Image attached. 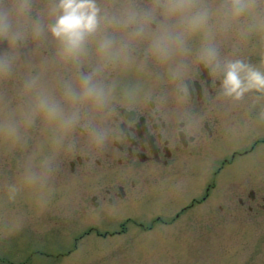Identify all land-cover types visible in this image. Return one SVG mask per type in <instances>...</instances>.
Returning <instances> with one entry per match:
<instances>
[{
	"label": "clouds",
	"instance_id": "obj_1",
	"mask_svg": "<svg viewBox=\"0 0 264 264\" xmlns=\"http://www.w3.org/2000/svg\"><path fill=\"white\" fill-rule=\"evenodd\" d=\"M45 35L67 75L49 85L40 71L29 72L16 102L0 105V150L24 157L12 175L0 177V219L9 235L21 227L22 207L38 215L53 203L56 157L75 147V132L86 133L97 152L125 140L115 103L134 106L147 92L125 84L118 101L113 73L142 74L156 66L182 104L188 70L197 64L213 77L217 99L237 104L246 96L264 97V51L255 63L221 52V39L229 35L234 49L253 36L264 45V0H43L39 9L35 0H5L0 40L7 48L0 51V79L13 74L19 47ZM256 118L264 121V104ZM37 127L42 138L28 151Z\"/></svg>",
	"mask_w": 264,
	"mask_h": 264
},
{
	"label": "rangeland",
	"instance_id": "obj_2",
	"mask_svg": "<svg viewBox=\"0 0 264 264\" xmlns=\"http://www.w3.org/2000/svg\"><path fill=\"white\" fill-rule=\"evenodd\" d=\"M3 2L5 0H0V3ZM42 6L43 0H35L37 9ZM233 42L234 38L230 35L221 39L222 54L247 57L255 63L259 54L264 51V45L255 36L246 43L239 44L235 49ZM6 48L7 43L0 40V51ZM53 48V42L46 35L36 42L28 40L18 48V59L13 74L0 79V105L16 102L14 94L20 82L29 72L42 73L41 66L44 68L45 60L47 58L49 61L54 60ZM195 66L197 64L190 66L187 76ZM60 67L62 69V66ZM119 74L121 77L118 79L115 78V73L112 74V78L118 83V101L119 85L121 87L125 84H138L147 92V96L141 98L134 106L146 104L152 99L154 109H158L162 117L170 120L169 126L172 125V121L184 119L191 123L189 126L196 127L201 120L209 118L216 126V136H218L219 125L223 123L222 118L216 111L208 109L222 101L216 98V90L214 97L206 96L202 102L190 100L187 96L184 103L178 104L175 102L172 86L165 82L162 69L148 65L142 74L134 71L119 72ZM66 75L67 71L63 77ZM61 77V70L59 72L58 67L53 73L42 75L44 82L49 85H55ZM118 105L126 106L123 102H116L115 106ZM221 105L226 109L239 111L237 104L235 106L225 101ZM253 120L254 128H249V123ZM260 123L256 116L250 118L249 114H244L238 131H235V124L231 128L239 135L237 138L239 142L211 146V148H221L218 151L219 157L215 160L211 159L210 154H205L201 145L198 149H193L191 156H188L189 149L175 151L173 159L162 168L149 162L142 163L143 165L138 163L135 166V163L125 165L123 162L118 166L113 159L115 165L110 168L102 165L90 169L87 163L84 165L82 162V165L69 173V160L76 155L82 159L88 155L91 159L106 152L111 154L114 152V148L109 143L98 152L91 149L86 140V133L75 132V147L71 151H60L56 157L58 172L55 183L58 191L51 206L38 215L27 206L22 207L21 227L10 235L3 231V220L0 219V264H264V145L262 144L253 147V155L250 153L241 158L235 156L227 164L228 166L224 165L214 176V185L209 189L205 203L196 210L182 211L174 221L165 225L161 222L153 223L150 230L145 231L136 227V220H142L145 225L149 224L153 216L158 213L157 209L168 207L165 205L169 204V210H165L167 214H161L163 218H169L179 206L189 200L190 196H198L203 190V185L208 181L207 177L212 174L211 170L220 163V157H228L233 150L247 148L255 139L264 137V127ZM232 137L236 138V136ZM41 138V129L37 127L33 130V140L28 151H31ZM250 155L251 157L248 158ZM23 158L21 153L0 150V177L12 175ZM101 158L104 161L105 158L103 156ZM133 166L135 172L141 176L143 174L149 176L151 172L158 171L157 180L154 182L150 180L146 186L142 184L141 193L130 200L133 206H128L127 201L120 205L130 210L123 212L118 218L128 215L134 218V222L125 223L126 231L120 235L100 238L92 232L78 238L75 245L74 237L79 236L81 229H86V223L94 218L95 220L100 218L98 211H92L94 209L89 205L87 188L76 178L83 177L81 173L90 172L87 176L88 181L98 179L94 182V187L100 189L107 180V173L104 174L103 182L99 179L101 173L112 171L127 175ZM77 183L80 184V192L77 188L75 190ZM249 189L254 193L252 200L246 196ZM77 196L80 199L81 211H77ZM157 197H159L158 201H156ZM179 197H182L181 202H172ZM239 197L244 200V204L237 203ZM142 203L155 209L145 219H141L134 212L145 207ZM146 214L147 212H144L145 216ZM106 220L107 217L102 219V221ZM105 227L112 230L117 229L118 225L114 223L99 229ZM69 249H72L70 254L63 256Z\"/></svg>",
	"mask_w": 264,
	"mask_h": 264
},
{
	"label": "flooded vegetation",
	"instance_id": "obj_3",
	"mask_svg": "<svg viewBox=\"0 0 264 264\" xmlns=\"http://www.w3.org/2000/svg\"><path fill=\"white\" fill-rule=\"evenodd\" d=\"M122 121V131L125 137L124 141L125 143L129 144V146L126 148L128 154L133 151L138 153L141 150H145L146 146L144 140L147 138L146 132L150 131L151 129L149 126V119L141 121L138 117H135L132 120L122 119ZM153 141L156 143V145H158L160 136L158 135L153 137ZM108 201H110V198H108Z\"/></svg>",
	"mask_w": 264,
	"mask_h": 264
}]
</instances>
